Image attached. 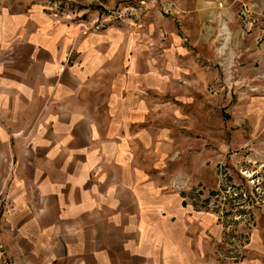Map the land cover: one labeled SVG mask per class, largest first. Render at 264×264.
<instances>
[{
    "label": "crops",
    "instance_id": "crops-1",
    "mask_svg": "<svg viewBox=\"0 0 264 264\" xmlns=\"http://www.w3.org/2000/svg\"><path fill=\"white\" fill-rule=\"evenodd\" d=\"M50 1L0 0V264H264V217L232 261L218 214L171 189L213 186L214 164L237 167L230 153L250 145L264 164V0H244L231 86L194 41L199 0L178 16L186 29L148 0L99 33L84 20L123 0H79L73 20ZM237 93L232 122H212Z\"/></svg>",
    "mask_w": 264,
    "mask_h": 264
},
{
    "label": "rangeland",
    "instance_id": "rangeland-1",
    "mask_svg": "<svg viewBox=\"0 0 264 264\" xmlns=\"http://www.w3.org/2000/svg\"><path fill=\"white\" fill-rule=\"evenodd\" d=\"M56 1L59 2V11L63 12L66 9V11L72 12L76 17L75 14L78 13L79 6L81 5L79 0H75L72 4L66 3L64 0ZM193 1L194 0H157L154 2V9L150 7L151 9L149 10L162 12L165 17L170 16V18L174 19L177 17V28L180 30L182 28L186 29L188 26L183 23L178 16L186 15L194 5ZM146 2L149 3L148 0H123L120 4L125 5L133 3V5L141 6L144 12L138 18L137 21H139L146 14ZM195 2L198 1L195 0ZM182 3L186 4V8L181 6ZM244 3V0H199L197 12L201 16V24L197 31L196 28L194 29V41L206 42L215 48V61H217L220 68V78L224 85L228 84L231 86L233 83V80L230 79V76H228V65L235 64L237 67L240 65V58L242 54L241 44L243 39L241 27L243 21ZM178 5L181 7V10L176 8ZM91 6L94 5L91 4ZM167 6L170 9L169 12H165L163 9ZM194 6L196 7V3ZM189 7L190 9H187ZM210 12L215 13L214 19H211L210 16L212 15ZM232 13H235L234 16L236 15V19L233 21L230 19ZM219 15L222 16V18L228 23L227 24L223 21V23L227 26L229 25L228 28L230 27L233 33V36L232 34L230 36L229 43L226 42L223 31L220 30L221 23ZM81 16L83 19L84 15L82 14ZM189 29L192 31L193 26H190ZM189 38H192L191 35ZM218 48H220V53ZM233 52L234 59L232 60ZM205 54L213 55V51H206ZM228 91V89L223 91L224 96L221 101V106L226 104ZM233 96L232 107L229 110L228 108H222V110L217 108L212 114V122H221L222 124H230L232 122V108L240 102L238 93ZM209 101H211L209 98L202 99V104L204 105L199 108V114H204L205 110L208 108L206 104H208L207 102ZM199 121H202L201 118H199ZM246 125H248V123ZM259 149L260 148H258L255 144L254 146L250 145L239 149L238 152L230 153L232 157H242L239 158L240 162L237 163V167H234L229 163L214 164L216 166L217 174L216 182L213 186L203 184L202 181H200V183H197L195 187L189 182L188 185L192 189H182L183 191L192 193L194 200L198 201L203 207L215 210L222 226L230 232V236L228 237L230 245H236L235 242L243 239L246 234H250L254 228L262 222L264 217V164L261 160V153L259 152L261 150ZM176 180L177 179H174L173 181ZM179 180L180 182L185 181L183 179ZM215 205H217V207L212 208ZM232 236L235 237V241L232 240ZM218 251V255H228L227 252H223L226 251L224 246L223 248L218 249Z\"/></svg>",
    "mask_w": 264,
    "mask_h": 264
},
{
    "label": "built area",
    "instance_id": "built-area-1",
    "mask_svg": "<svg viewBox=\"0 0 264 264\" xmlns=\"http://www.w3.org/2000/svg\"><path fill=\"white\" fill-rule=\"evenodd\" d=\"M58 3L59 2L56 0H54V2L53 0L50 1V6L55 10L56 16L61 17L65 20H73L75 18L74 14L72 12L66 11V9L63 12L59 11ZM142 12H143V8L138 5L129 4L124 6H119L118 8L108 11L105 15L93 21L84 22L82 24V27L85 30V32L99 33L107 30L112 24L122 23L132 19H138L141 16ZM184 188H187L188 190L192 189L189 187L187 181L180 182V180H176L173 181L171 184L172 190H182ZM216 207L217 205L213 206L212 208H216ZM208 209L215 212L214 209L211 208ZM224 230H225V237L222 240V244L226 250L225 252L228 253L227 256L229 257V260L239 261L242 258L246 257L248 254L247 245H248L249 234H246V236L243 239H240L238 242H235L236 245H232V244L230 245L228 238L230 236L229 234L230 232L229 230H226V228H224ZM231 238H233L232 239L233 241L236 240L235 237L233 236Z\"/></svg>",
    "mask_w": 264,
    "mask_h": 264
},
{
    "label": "bare ground",
    "instance_id": "bare-ground-1",
    "mask_svg": "<svg viewBox=\"0 0 264 264\" xmlns=\"http://www.w3.org/2000/svg\"><path fill=\"white\" fill-rule=\"evenodd\" d=\"M223 26H224V29H222V30H224L225 40H226L227 43H229L231 34L228 31V28H227V26L224 23H223Z\"/></svg>",
    "mask_w": 264,
    "mask_h": 264
}]
</instances>
